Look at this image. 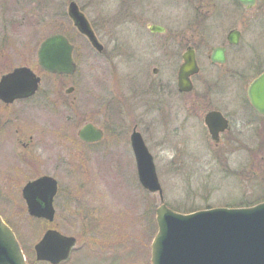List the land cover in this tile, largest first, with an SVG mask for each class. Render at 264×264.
<instances>
[{"label": "rangeland", "instance_id": "1", "mask_svg": "<svg viewBox=\"0 0 264 264\" xmlns=\"http://www.w3.org/2000/svg\"><path fill=\"white\" fill-rule=\"evenodd\" d=\"M52 1L48 6L52 31L65 34L75 47L74 59L80 71L74 80L85 78L82 85L90 105L89 121L97 117L102 122L109 120V113L92 114L96 107L93 99L106 96L115 78L124 77L126 63L117 54L123 50L126 54L145 43L147 24H160L172 31V27L185 25L183 19L190 14L187 8L192 9L188 0ZM69 1H75L83 10L104 46L102 53L96 52L68 19L65 11ZM61 2L63 9L59 8ZM45 3H37L40 15L27 16L23 24L19 17L22 13L11 16V24L7 25L15 26L12 40L33 45L52 33L45 23V12H41ZM152 8H158L160 15ZM31 45L27 46V55L23 54L25 45L19 44L21 53L12 55L8 50L6 57L27 60ZM43 78L42 87L46 88L49 80ZM241 99V84L236 82L228 100L238 111L228 110L232 126L218 143L208 137L201 121L199 125L200 119L191 118L184 108L178 112L173 109L166 126L156 124L143 130L166 206L182 213L186 208L230 207L226 204L237 197H251L257 190L256 183L264 177V118L238 108ZM108 145L102 144L97 150L87 147L84 156L69 146H53L50 164L60 182L53 223L27 213L21 188L30 174L11 180L1 173L5 178H0V216L14 231L26 260L29 253L36 264L47 263L36 260L34 245L46 229L55 228L76 238L69 257L60 264H151V219L154 213L156 225L155 209L162 201L157 193L140 186L129 145L118 142L111 152ZM3 164L0 159V168ZM124 204L126 209H121Z\"/></svg>", "mask_w": 264, "mask_h": 264}, {"label": "flooded vegetation", "instance_id": "2", "mask_svg": "<svg viewBox=\"0 0 264 264\" xmlns=\"http://www.w3.org/2000/svg\"><path fill=\"white\" fill-rule=\"evenodd\" d=\"M188 1L192 9L187 8V14H190L183 19L185 25L167 31L163 25L147 24L145 43L127 50L126 54L124 50L117 54L126 63L124 77L115 78L106 96L93 99L96 107L92 109V114L109 113V120L102 122L97 117L89 121L90 105H87V93L82 85L85 78L74 80L80 71V65L74 59V45L72 58L76 64L75 72L58 74L46 71L38 63V49L46 37L33 45L11 39L15 33V26L7 25L11 24V16L17 17L18 13H22L19 17L23 24L27 16L40 15L37 8L39 2H46L41 12H45V23L52 31V12L48 6L53 1L0 0V79L18 67H27L34 74L33 78H38L34 90L19 95L5 90V96L11 99L0 98V159L4 162V168H0V178L13 180L23 173L30 174L21 188V195L28 182L44 176L53 178L56 182L52 200L54 207L60 189L49 158L54 145L69 146L84 156L87 147L97 150L102 144L109 143L107 149L111 152L116 143L122 142L124 146L129 145L133 155L132 134L138 132L144 141L143 130L154 128L156 124L166 126L171 121L173 109L178 112L184 108L190 117L200 119L196 122L199 125L202 122L201 127L208 137L205 116L212 110L220 112L228 121V128L219 133L220 140L232 126L228 110L238 111L235 106L229 105L228 100L236 82L242 88L238 108L264 118V114L255 109L249 98L250 84L264 75V0ZM68 4L65 13L70 19ZM59 8H62V2ZM152 10L160 15L158 8ZM151 25L163 29L152 31ZM56 33L68 39L61 32L52 31L50 35ZM19 44L25 45L24 55H27V46L31 45L29 59L6 57L8 50L12 55L20 54L22 47ZM121 46L123 48V43ZM103 50L104 46L100 52L95 51L102 53ZM186 52H190L194 60L187 75L191 89L181 90L179 76ZM43 75L49 80L46 88L42 87ZM190 117L188 120L193 118ZM87 124L101 132L99 140L88 142L82 137L81 131Z\"/></svg>", "mask_w": 264, "mask_h": 264}, {"label": "water", "instance_id": "3", "mask_svg": "<svg viewBox=\"0 0 264 264\" xmlns=\"http://www.w3.org/2000/svg\"><path fill=\"white\" fill-rule=\"evenodd\" d=\"M68 15L77 31L85 36L94 50L100 52L103 45L97 40L94 29L83 11L74 1L68 4ZM152 31L162 27L151 25ZM73 45L61 34L46 37L38 49V63L52 73L75 72L72 59ZM190 52L183 56L179 88L190 90L189 68L194 60ZM27 67H18L0 79V98L9 100L6 91L25 94L34 90L38 78ZM31 82V85H30ZM13 84H15L13 86ZM13 86V88H11ZM249 98L255 109L264 114V75L249 86ZM218 111H209L205 123L213 140L218 141L219 132L228 127V121ZM86 141L101 138V132L87 124L81 131ZM141 135L131 136L137 177L144 189L157 193L161 204L155 210L157 231L151 241V264H264V201L246 207H212L180 213L163 202L162 187L156 174L152 155L142 141ZM56 182L51 177H41L28 182L22 191L29 215L52 221V199ZM76 242L75 237L64 235L55 229H47L35 243L38 261L60 264L65 261ZM0 264H27L20 244L12 229L0 216Z\"/></svg>", "mask_w": 264, "mask_h": 264}, {"label": "trees", "instance_id": "4", "mask_svg": "<svg viewBox=\"0 0 264 264\" xmlns=\"http://www.w3.org/2000/svg\"><path fill=\"white\" fill-rule=\"evenodd\" d=\"M256 188H257V192L255 191L251 197H237L236 199H234L233 201H231V203H228L226 205L230 206V207H248V206H252L256 203H259L261 201H264V177L258 182L256 183ZM195 209L193 208H186L184 210V212H191L194 211ZM152 225L151 228L153 229V233L152 236L155 234L156 232V225L154 222V213L152 215ZM155 229V230H154ZM26 255V254H25ZM27 261H29V264H36L35 259L32 257H30L29 253L27 254ZM65 263V262H62ZM37 264H47L44 262L41 263H37Z\"/></svg>", "mask_w": 264, "mask_h": 264}, {"label": "bare ground", "instance_id": "5", "mask_svg": "<svg viewBox=\"0 0 264 264\" xmlns=\"http://www.w3.org/2000/svg\"><path fill=\"white\" fill-rule=\"evenodd\" d=\"M108 207H109V206H108ZM127 207H128V206H127ZM120 208H121V209H126V204H124V205H123L122 207H120ZM109 211L112 212L110 209H109ZM113 213H115V212H113ZM113 213H112V214H113Z\"/></svg>", "mask_w": 264, "mask_h": 264}]
</instances>
